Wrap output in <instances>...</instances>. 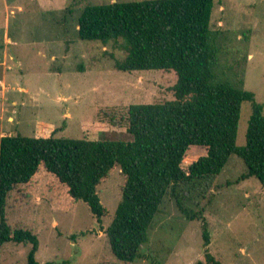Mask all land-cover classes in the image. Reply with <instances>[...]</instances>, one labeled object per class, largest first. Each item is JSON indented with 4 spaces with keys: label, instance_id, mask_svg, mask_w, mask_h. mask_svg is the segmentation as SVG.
I'll return each mask as SVG.
<instances>
[{
    "label": "rangeland",
    "instance_id": "374dc122",
    "mask_svg": "<svg viewBox=\"0 0 264 264\" xmlns=\"http://www.w3.org/2000/svg\"><path fill=\"white\" fill-rule=\"evenodd\" d=\"M129 1L145 0H0V53L7 54V67L0 66V80L6 71L0 136L128 141L129 106L173 99V71L120 72L114 63L126 56L122 40L103 44L78 37V16L87 3ZM210 30L217 76L252 92L264 114V0H214ZM250 113L243 103L237 146L245 143ZM205 154L203 147H189L182 168ZM245 174L242 161L231 156L207 187L186 194V206L201 211L207 223V247L201 220H187L168 198L147 233L142 259L132 264H195L206 252L221 264H264V190L256 179H242ZM124 182L115 166L97 187L106 210L99 225L85 204L70 200L65 187L40 169L9 193L5 218L11 230L37 236L38 264H128L114 258L104 233ZM29 249L3 245L0 264H27Z\"/></svg>",
    "mask_w": 264,
    "mask_h": 264
},
{
    "label": "trees",
    "instance_id": "16d2710c",
    "mask_svg": "<svg viewBox=\"0 0 264 264\" xmlns=\"http://www.w3.org/2000/svg\"><path fill=\"white\" fill-rule=\"evenodd\" d=\"M214 0H145L84 6L77 20L78 37L106 44L122 40L126 56L115 61L120 72L173 71V99L131 105L128 141L84 138L0 136V248L30 245L27 264H38V238L31 231L11 230L5 218L9 193L29 184L44 169L66 189L73 202L85 204L97 224L106 210L97 187L113 167L125 182L121 199L104 233L111 254L122 263L142 259L147 233L166 199L189 221L201 220L203 245L210 234L202 212L186 206L192 188L208 186L231 156L246 168L242 179H256L264 190V114L255 96L216 74L217 48L210 18ZM250 104L245 143L236 145L241 105ZM191 146L206 154L185 171ZM195 264H221L206 252Z\"/></svg>",
    "mask_w": 264,
    "mask_h": 264
},
{
    "label": "crops",
    "instance_id": "0c3cea01",
    "mask_svg": "<svg viewBox=\"0 0 264 264\" xmlns=\"http://www.w3.org/2000/svg\"><path fill=\"white\" fill-rule=\"evenodd\" d=\"M7 40H9V42H10V39H7ZM6 52V50H4V51H2L0 54H1V56L2 57H4V60H2L3 62L2 63H0V66H3V68H5V67H7L6 66V64H7V54L5 53ZM9 68V67H8ZM2 78H1V80H0V87H2V88H4V85H5V79H6V71H4V69H3V71H2V76H1ZM2 88L0 89V96H1V98H5L4 97V93H3V91L1 92V90H2ZM24 91V90H23ZM65 99V98H64ZM13 104L15 105V102H13Z\"/></svg>",
    "mask_w": 264,
    "mask_h": 264
}]
</instances>
